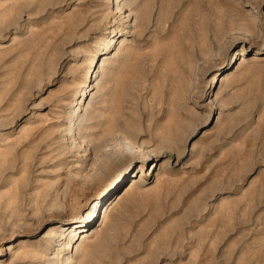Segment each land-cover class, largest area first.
Returning <instances> with one entry per match:
<instances>
[{"label": "rangeland", "instance_id": "rangeland-1", "mask_svg": "<svg viewBox=\"0 0 264 264\" xmlns=\"http://www.w3.org/2000/svg\"><path fill=\"white\" fill-rule=\"evenodd\" d=\"M70 257L264 264V0H0V264Z\"/></svg>", "mask_w": 264, "mask_h": 264}, {"label": "bare ground", "instance_id": "bare-ground-1", "mask_svg": "<svg viewBox=\"0 0 264 264\" xmlns=\"http://www.w3.org/2000/svg\"><path fill=\"white\" fill-rule=\"evenodd\" d=\"M121 45H125V43H126V38H121ZM105 59L104 60H102L101 62H100V66H105ZM101 68V67H100ZM104 68V67H103ZM103 68L101 69V71L103 70ZM99 72V71H98ZM100 73V72H99ZM82 108H81V105H76L75 107H74V110L73 111H71L72 112V116L71 117H75V115H80V113L82 112ZM72 119V118H71ZM72 121V120H71ZM76 123H78V122H76ZM122 151H125V150H122ZM127 151V150H126ZM124 153V152H123ZM132 186H133V184L132 185H130L127 189H125L124 191H121L120 193H118L117 195H116V197L113 199V201L106 207V209H105V211L102 213V211L100 212V214H99V219H102L103 221L104 220H106L107 218H108V216H110V214L112 213V211H113V209H114V207L116 206V204H118V202L120 201V200H122V198H123V196L126 194V192H128V190L130 189V188H132ZM114 200H115V202H114ZM114 202V203H113ZM93 216L92 215H87V219H88V221H93V219L94 218H92ZM79 220H75V222H78ZM102 224V223H101ZM85 239H83L82 240V242L84 241ZM75 259H74V257H70V258H68L67 259V261H66V263L67 264H74V263H76L75 261H74Z\"/></svg>", "mask_w": 264, "mask_h": 264}]
</instances>
